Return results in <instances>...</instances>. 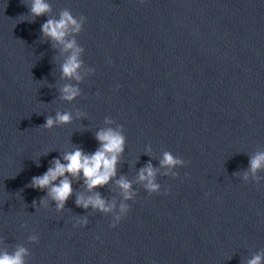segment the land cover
Returning a JSON list of instances; mask_svg holds the SVG:
<instances>
[{
	"label": "water",
	"instance_id": "95a60500",
	"mask_svg": "<svg viewBox=\"0 0 264 264\" xmlns=\"http://www.w3.org/2000/svg\"><path fill=\"white\" fill-rule=\"evenodd\" d=\"M29 2L0 0V253L23 246L27 264H247L264 253V171L249 172L264 152V0H46L39 17ZM66 9L86 17L67 37L83 49L79 81L61 71L71 53L42 32ZM66 84L80 90L72 102ZM57 112L71 122L45 129ZM108 128L125 145L106 187L89 192L81 175L58 210L30 186L64 154L94 153ZM165 152L184 161L176 176ZM149 163L158 195L139 182ZM96 192L114 213L77 205ZM121 203L131 211L112 228Z\"/></svg>",
	"mask_w": 264,
	"mask_h": 264
},
{
	"label": "clouds",
	"instance_id": "9594fccd",
	"mask_svg": "<svg viewBox=\"0 0 264 264\" xmlns=\"http://www.w3.org/2000/svg\"><path fill=\"white\" fill-rule=\"evenodd\" d=\"M141 3L144 0H140ZM30 14L33 17L43 16L51 12V6L46 0H30L27 4ZM86 17L80 16L75 18L70 10H64L59 19H49L42 26L43 35L54 41L55 44L63 46L65 52L71 54L61 65L63 77L66 79H81L79 70L82 66L80 54L83 49L77 46L76 40H69L67 37L75 32L80 33ZM80 95V90L70 84H66L61 88V99L72 102ZM72 120L71 113L57 112L53 118L49 116L46 123L43 125L45 129H51L58 124H68ZM111 123V121H107ZM96 139L100 143V147L92 154H85L79 148L74 151L64 154L63 160L57 159L54 161V166L50 167L42 176L32 178L31 187L37 190H46L48 196L55 202L58 210H63L67 201L73 195V183L75 179L80 181L81 175L83 182L89 192H94L96 189L106 187L113 178L117 175V164L120 155L124 151L125 137L121 131L112 128L101 130L96 133ZM161 167L169 170L166 175L176 176L172 170L177 166L184 164V161L171 152H165L163 159L160 161ZM264 171V152H257L250 158L249 172L257 181L260 180L259 172ZM249 172H245L243 179L248 181ZM157 170L148 164L141 169L139 173V182L143 183L148 193L158 195L161 192V185L156 182ZM71 177L72 179H70ZM117 184L122 190V195L125 201L131 200L134 193L131 191L132 185L126 179L121 177ZM42 204L46 205L47 200H42ZM79 207L84 209L93 208L102 213H114L116 209L115 202H109L102 198L96 192L92 196L79 195L76 199ZM131 211L127 203H121L118 214L114 216V222L111 227L116 228L119 223L125 219ZM80 225H87V218L79 219ZM30 240L33 243L38 242V237L32 236ZM30 253L27 248L17 246L12 253L4 251L0 253V264H27L26 257ZM264 262V253H257L251 259L247 260V264H262Z\"/></svg>",
	"mask_w": 264,
	"mask_h": 264
}]
</instances>
